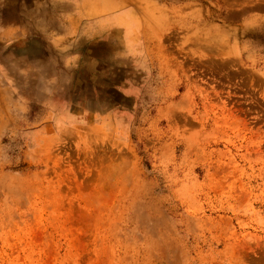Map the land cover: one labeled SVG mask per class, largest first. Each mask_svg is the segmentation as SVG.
Masks as SVG:
<instances>
[{"label":"rangeland","instance_id":"obj_1","mask_svg":"<svg viewBox=\"0 0 264 264\" xmlns=\"http://www.w3.org/2000/svg\"><path fill=\"white\" fill-rule=\"evenodd\" d=\"M122 1L95 70L0 0V264H264V0Z\"/></svg>","mask_w":264,"mask_h":264},{"label":"crops","instance_id":"obj_2","mask_svg":"<svg viewBox=\"0 0 264 264\" xmlns=\"http://www.w3.org/2000/svg\"><path fill=\"white\" fill-rule=\"evenodd\" d=\"M52 4L55 1L67 3L68 9L57 14L60 20V30L48 27V37H64L68 39V46L71 47L69 61L80 67L94 61L95 70L103 66L99 64L102 58L93 55V48L103 43V38L115 35V44L123 46V52L133 46L132 14L131 4L122 0H49ZM102 7V8H101ZM22 35L18 25H1L0 38L9 39ZM119 37L121 38L119 41ZM101 45V44H100ZM119 52V51H118ZM117 52V53H118ZM128 53V52H127Z\"/></svg>","mask_w":264,"mask_h":264},{"label":"bare ground","instance_id":"obj_3","mask_svg":"<svg viewBox=\"0 0 264 264\" xmlns=\"http://www.w3.org/2000/svg\"><path fill=\"white\" fill-rule=\"evenodd\" d=\"M102 8V7H101Z\"/></svg>","mask_w":264,"mask_h":264}]
</instances>
